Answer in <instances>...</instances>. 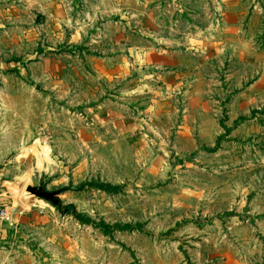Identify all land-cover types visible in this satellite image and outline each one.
I'll return each mask as SVG.
<instances>
[{
	"label": "rangeland",
	"instance_id": "obj_1",
	"mask_svg": "<svg viewBox=\"0 0 264 264\" xmlns=\"http://www.w3.org/2000/svg\"><path fill=\"white\" fill-rule=\"evenodd\" d=\"M1 210L0 264H264V0H2Z\"/></svg>",
	"mask_w": 264,
	"mask_h": 264
},
{
	"label": "trees",
	"instance_id": "obj_2",
	"mask_svg": "<svg viewBox=\"0 0 264 264\" xmlns=\"http://www.w3.org/2000/svg\"><path fill=\"white\" fill-rule=\"evenodd\" d=\"M85 187H89L91 189H96V190H99L105 193H110V194L118 193L122 188L121 186L104 184V183H86V184H82L79 188L80 190H83ZM66 210L68 214H74L73 206L71 205L66 206ZM74 216L79 222L83 224L91 225L92 227L99 229L100 232L106 236L111 235L114 232L140 231L141 230L140 225L132 226L129 224H124V225L116 224L112 226V225H108L104 223H96L90 219H86L80 213H77V214L75 213Z\"/></svg>",
	"mask_w": 264,
	"mask_h": 264
},
{
	"label": "built area",
	"instance_id": "obj_3",
	"mask_svg": "<svg viewBox=\"0 0 264 264\" xmlns=\"http://www.w3.org/2000/svg\"><path fill=\"white\" fill-rule=\"evenodd\" d=\"M0 218L1 219H7V213H6V211H4V210H1L0 211Z\"/></svg>",
	"mask_w": 264,
	"mask_h": 264
},
{
	"label": "crops",
	"instance_id": "obj_4",
	"mask_svg": "<svg viewBox=\"0 0 264 264\" xmlns=\"http://www.w3.org/2000/svg\"><path fill=\"white\" fill-rule=\"evenodd\" d=\"M2 0H0V2H1Z\"/></svg>",
	"mask_w": 264,
	"mask_h": 264
}]
</instances>
